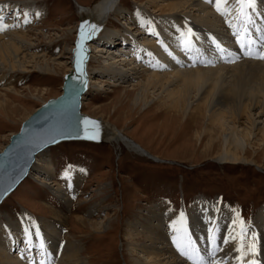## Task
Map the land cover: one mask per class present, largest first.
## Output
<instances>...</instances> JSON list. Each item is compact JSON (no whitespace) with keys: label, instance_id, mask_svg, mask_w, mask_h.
Returning a JSON list of instances; mask_svg holds the SVG:
<instances>
[{"label":"rangeland","instance_id":"rangeland-1","mask_svg":"<svg viewBox=\"0 0 264 264\" xmlns=\"http://www.w3.org/2000/svg\"><path fill=\"white\" fill-rule=\"evenodd\" d=\"M97 1L0 0V12L2 8L6 9L8 4L14 3L18 7L16 18L12 13L4 18L5 28L0 30V35L6 39L12 33L19 32L24 34L26 39L28 38L23 41L13 38L12 41L21 48L19 56L26 55L25 60L22 59L26 63L24 70L18 68L12 70L0 62V99L7 100L4 105H0V151L28 116L49 98L61 94L62 77L70 70L71 48L76 29L84 18L78 13V5L89 6ZM147 1L121 0L120 5L124 7L123 15L109 19L106 24L109 26L107 34L111 35L112 30L126 34L127 29H131V33H136V27L139 26H142L143 30L153 26L159 27L158 18L162 13L155 10V7L152 11ZM202 2L212 6L211 16L216 20H211L209 23L202 21L199 19V15H202L200 12L178 13L181 15L176 21V28L173 29L178 44H180L181 32L187 36L189 21L200 28H208L213 33L219 32L228 36L241 30L254 37L257 34L256 28L264 30V17L260 15L264 13V0H258L257 11L253 14L254 23L248 28L244 27L240 18L237 0H226L225 14L215 10L214 0H202ZM147 10L152 14L150 19L146 16ZM140 11L144 14L142 18L137 15ZM22 12H26L27 15L22 16ZM248 14L246 9L245 15ZM26 19L27 23H25ZM148 33L138 37L140 39L151 37ZM204 34L209 36L207 32ZM156 39L158 41L157 37ZM206 41H209V37ZM100 47L103 48L101 55L104 56L107 55L105 50H108V47L111 51H118L122 45L119 44L112 49L113 46L107 47L105 42H102ZM196 50L193 48L191 53L187 52V58L190 59L189 57ZM32 54L44 55V57L37 56L35 58L37 63L28 62L31 60L29 55ZM97 60L100 64L89 63L90 72L94 70L93 67L101 68L102 58ZM230 61L202 63L196 66L216 69L222 64L229 67L238 62ZM194 67L193 64L186 62L179 68ZM233 72L216 70V72L207 71L205 75L211 80L214 79L217 85L228 86L227 84L234 82L231 80L235 78ZM105 73L103 77H96L98 82L96 81L95 90H87L83 94L80 111L90 117L116 125L127 138L156 157L146 153L143 154L147 157L139 155L123 146L117 147L108 142L70 140L49 146L44 153V157L50 159L52 164L48 182L55 183V186L57 184L64 186L69 203L66 204L52 193L50 187H55L51 185L52 183L47 184L50 187L42 184L37 176L40 171L35 169L37 171H32L31 175L29 171L28 176L0 203V220L7 221L8 218L11 221H21L22 217H26L30 224L34 222L37 225L42 218H46L49 224H53L56 228L55 236L61 234L60 238L63 240L68 237L72 241L79 242L76 256L84 258L90 264L132 263L134 258L129 253L127 234L135 233L138 226L134 225V222L142 220V217L149 219V210L153 208L154 213L159 215L168 213L171 218L180 211L189 215L195 202L217 199L221 209L232 211L239 227H241L240 221H243L244 227L250 228L258 211L264 206V141L256 135L257 133H250V122H254L258 128H264V113L258 114L257 108L250 109L246 115L233 116L232 121L224 125L228 129L234 127L236 133L240 135L244 130L249 131L250 136L247 134L245 137L246 161L242 160L236 164L220 163L214 155L221 148V134L225 132L224 128L214 126L208 130L207 119L194 113V109H187L189 116L170 114L166 108L160 111L151 109L148 113L140 115L142 107L135 112L128 102L122 105L131 97L124 93L132 82L115 83L112 77ZM246 79L244 81L248 82L243 81L244 86L252 83L251 78ZM156 92L158 91L155 90L154 93ZM194 94L193 92L190 98L192 108L197 106V97H195L197 95ZM150 97L151 94L150 102L155 100L154 96ZM65 171L68 173L67 176L64 175ZM69 184H71L70 188ZM166 219L163 218L165 223H167ZM259 223L261 224V221ZM251 232L256 233L255 256L247 251ZM136 237L140 240L144 238L141 231L136 233ZM29 238L35 240L34 244L36 243V248L28 253L29 256L33 255L38 260L46 261V264H57L53 254L46 252L45 247L41 248L39 241L32 235L29 234ZM241 240H243L242 259L240 261L234 259L240 255L236 252L224 263L247 264V261L252 259L260 261L262 248L259 234L251 230L248 232V239H243L240 232L236 247ZM16 252L14 250L15 255Z\"/></svg>","mask_w":264,"mask_h":264},{"label":"bare ground","instance_id":"bare-ground-1","mask_svg":"<svg viewBox=\"0 0 264 264\" xmlns=\"http://www.w3.org/2000/svg\"><path fill=\"white\" fill-rule=\"evenodd\" d=\"M120 1L98 0L89 6L78 5L79 14L83 15V17H91L93 23L99 24V31L97 32L95 40L89 43L90 55L86 64V72L88 73L87 90H95V85H97L96 81L98 82L96 77H103L106 75L105 72H107L115 83L132 82L124 93L125 95H130V99H125V102L120 101V103L123 102V105L128 102L132 111L142 107L139 113L140 115L148 113L151 109L160 111L166 108L168 113L179 116V114L187 115L189 113L188 110L194 109V113L198 116H204L207 119L209 124L208 130L214 126L224 128L225 130L221 134V148L214 155L217 161L231 164L240 163L242 160L246 161L245 154L247 153V148L244 146L246 143L245 137H247L249 131L243 129L244 131L240 135L236 133L234 127L233 129H228L224 125L227 122H231L233 116L246 115L250 109L257 108L258 114L264 113V59H260L257 56H245L243 54L241 43L247 47V40L244 35H239L240 42L238 43V33H236V36H228L219 32L213 33L212 30L200 28L192 21H189L190 28L193 30L195 36L198 37L194 41V48L198 49L199 53L196 50L189 57L190 59H188L187 52L183 51L182 46L176 42L173 29L176 28V21L179 20L181 15L178 13L187 14L190 11L200 12L202 15H199V19L202 21H208L206 23H209L211 20L214 21L215 18L211 16L212 6L205 5L202 0H148L146 3H149L152 11L155 7V10L162 13L161 17L158 18L160 26L156 28L154 26L151 27L155 35L148 33V30H143L142 26H139V28L136 27V33H131V29H127L129 32L126 30V34L112 30V34L108 35L109 26L106 24L110 21L109 19L118 18L123 15L124 7L120 5ZM3 10L5 11L3 12ZM17 10L18 7L16 4H12L10 8H2L0 16L6 18L7 15H11L12 13L13 16L15 15L14 18H16ZM142 11L137 13L140 18H142L144 15L143 12L146 10ZM146 16L150 19L152 14L147 10ZM202 31L207 32L209 36H205L206 34L204 32L202 33ZM146 33L151 37H141V39L138 37ZM156 37L158 41L157 39L155 40ZM207 37H209L208 42L206 41ZM13 38L22 41L28 39H26L24 34L19 32L12 33L6 39H3V36L0 35V62L12 70L16 68L24 70L26 63L23 60H25L26 55L21 54L19 56L21 48L17 43L12 42L14 40ZM213 38L217 39L225 48L232 52L230 59L219 61V54L210 46V41ZM253 39L252 51L255 53L257 48L264 51V41H262L263 44L259 45L255 42L257 40L255 38ZM102 42H105L107 47L110 45L111 47L113 46L112 49H115L116 46L121 44L123 49L120 48L118 51H111L110 47H108V50H105L107 55L102 56L103 48L100 47ZM209 48L214 50V57L211 56L212 50ZM202 53L206 54L208 58L216 59L214 62L227 63L230 60L238 62L234 61L235 63L229 67L226 64H222L220 68L216 69L196 66V64H202L199 58V54ZM37 56H34V54L32 56L29 55L31 60L28 62L32 61L35 63ZM41 56L44 57V55ZM41 56L39 55L38 57ZM20 58L21 60L23 59V62ZM99 58H102L101 68L93 67L94 70L90 72L88 70L89 63L99 62L100 64V61L97 60ZM186 62L193 64V67L195 65V67L193 69L186 68L187 70L179 68L185 65ZM45 64L48 65L47 63ZM36 67H38V64ZM216 70L234 71L235 78L234 80L231 79L234 82L231 81L232 83L230 85L227 84L228 86H220L213 81L214 79L211 80L205 75L207 71L216 72ZM231 78H233V75ZM245 78H251L252 83L244 86L243 81ZM155 90L158 92L154 93ZM193 92L195 93L194 96L197 95L195 96L197 97V106H194V108L190 105V98ZM150 94L151 97H155V100L152 102H150L151 100L149 101ZM6 101L5 98L0 99V105H4ZM101 121L106 124L104 128V142L113 143L117 147L123 146L139 155L146 153L151 157H156L133 140L127 138L116 125L104 120ZM250 130V133H257L256 135L264 141V128L256 127L255 123L251 121ZM46 150L44 149L36 154L30 168V175L32 171L39 169L40 173L37 175L39 181L43 182L42 184L47 187H50L47 184L52 183L51 185L55 186V183L48 182L52 164L50 159L44 157ZM63 187L57 184V186H51L50 188L55 196L68 204L69 198L66 195L67 191ZM148 210L147 208L146 211ZM154 212V208L153 210H149V219L142 217V220H136L134 225L138 226L135 229L137 231L127 234V244L130 247L129 253L134 258L130 264H191L190 261L178 254L173 245L172 236L186 232L195 242L196 247L203 252L209 247L206 243L209 237V229H212L213 237L211 246L216 247L219 245L213 257L214 260H219L220 264H226L224 263L225 260L236 254L234 250L237 239L233 240V237H237L240 234L239 223L231 210L226 208L221 209L220 202L217 199L208 202L204 200L195 202L189 211V215L186 212L180 211L177 215L169 218L168 213L159 215ZM181 212L184 214L183 224L180 223L179 219ZM163 218H167V223L164 222ZM21 219L23 220L11 221L8 218L7 221L4 219L0 220V264H29V261H31V264H40L41 259L38 260L33 255H28L29 252L36 248V243L34 244L35 240L33 241L31 239V241L30 238L27 240L24 238V229H29L30 235L36 239V229L32 228L28 218L22 217ZM77 220L80 221V219ZM234 220L236 221L235 224H233ZM174 221L176 222L175 224H173ZM259 221H261V224ZM49 223L48 219L42 218L41 222L36 225L40 230V238L36 240L40 244H43L46 252L51 255L53 254L57 264H90L84 258L76 256V252L79 249V242L72 241L68 237L63 240L60 238L61 234L55 236L56 228L53 224ZM177 229L180 230L179 233ZM250 230H255L259 234L261 248L264 251V206L258 211L257 217L251 223ZM139 231L144 236L141 240L136 237V233H139ZM225 236L228 237L227 243L224 239ZM15 245L16 248L11 251ZM14 250L17 251L16 255L14 254ZM262 250L260 251V261L257 264H264ZM38 256L40 257V255ZM225 257L227 259H224Z\"/></svg>","mask_w":264,"mask_h":264},{"label":"water","instance_id":"water-1","mask_svg":"<svg viewBox=\"0 0 264 264\" xmlns=\"http://www.w3.org/2000/svg\"><path fill=\"white\" fill-rule=\"evenodd\" d=\"M85 20L89 21L90 24L93 23L91 17H84L77 26L71 49L70 70L62 77L61 94L57 97L49 98L28 116L21 123L18 131L10 136V140L4 149L0 151V191L4 192L3 195H0V203L28 176L34 158L40 151L62 141L104 142L105 122L80 111L81 98L88 86L86 64L90 55L89 43L95 40L98 31L91 38L82 41V48L84 49L82 53L84 57L82 62L84 85L82 86L78 79H72L73 76L80 75L75 67V49L80 32V24ZM95 24L99 26L98 23ZM85 31H88V29L86 28ZM84 118L98 122L100 132L98 140L86 138L85 125L81 123ZM68 125H70L68 135L63 138L58 136L54 143H46L33 152L32 155H29L33 141L47 136L54 128H64Z\"/></svg>","mask_w":264,"mask_h":264},{"label":"snow or ice","instance_id":"snow-or-ice-1","mask_svg":"<svg viewBox=\"0 0 264 264\" xmlns=\"http://www.w3.org/2000/svg\"><path fill=\"white\" fill-rule=\"evenodd\" d=\"M257 3L258 0H237V4L239 5V13L240 18L242 22L244 23V27L248 28V26L252 23H254L253 14L257 11ZM215 10L218 13L225 14V6H226V0H214L213 4ZM248 10V15H245V10ZM262 17H264V13L260 14ZM4 17L0 16V30H3L5 25L3 24ZM27 19L25 20V23H27ZM227 23V21H226ZM88 29V31H85V29ZM97 31H99V26L95 23H89V21L85 20L82 21L80 24V32L78 39L76 41V49H75V67L76 71L80 73L79 76H73L72 79H78L80 84L83 86L85 83L84 76H83V68H82V62H83V55L84 49L82 48V41L88 38H91ZM149 33L155 35L153 32V29L151 27L148 28ZM178 32H180L179 29H177ZM256 33L259 34V39L264 41V30H261L259 27L256 28ZM236 35V33H234ZM245 39L247 40V47L241 43V49L243 50V54L245 56H257L260 59H264V51L257 48V51L254 53L252 51V46L254 44L253 36L249 35L248 32L244 33ZM198 39V37L195 36L193 33V30L191 28H187V36H185L184 33H180V44L182 46V50L191 53L194 48V41ZM237 42H240V37L237 35ZM258 43L259 41H255ZM210 46L214 48V50L219 54L221 59H230L232 57V52L225 48L221 42H219L217 39L213 38L210 41ZM197 52L199 53V50L197 49ZM199 58L202 63H214V60L211 58H208L206 54H200ZM81 123L85 125L86 130V138L90 140H98L100 138V132H99V124L96 121L89 120L88 118H84ZM70 129V125L64 127V128H54L50 131V133L41 138H37L35 141L32 142V150L30 151L29 155H32L33 152L37 151L41 146H43L46 143H54L56 138L59 137H65L68 135V131ZM67 171H65L64 175L67 176ZM69 188L71 187V184L68 185ZM4 192L0 191V195H3ZM180 223L183 224L184 221V214L183 212L180 213ZM176 222L174 221L173 224ZM236 221H233V224H235ZM241 227L240 232L243 236V239H248V232L251 231L250 228L244 227V222L240 221ZM32 228L36 229L35 231V237L36 239L40 238V230L36 227L34 222H31ZM177 232L179 233L180 230L177 229ZM24 234L26 240L29 238V229H24ZM256 233L251 232V240L248 243L247 251L251 253L253 256L256 254V244L254 242ZM212 229H209V237L207 240V244L209 247H207L203 252L196 247L195 242L187 235L186 232L179 235H173L172 236V242L175 246L178 254L186 258L188 261L191 262V264H220L219 260H214L213 257L216 254L217 248L211 246L212 242ZM225 242L227 243L228 237L225 236ZM237 237H233V240H236ZM40 247H43V244L41 243ZM235 252L239 253L240 255H237L234 259L236 261H240L242 259L243 255V240H241V243L237 244V247L234 250ZM224 259H227L226 257ZM29 264H31V261H29ZM40 264H46V261H41ZM247 264H257V261L255 259L247 261Z\"/></svg>","mask_w":264,"mask_h":264}]
</instances>
